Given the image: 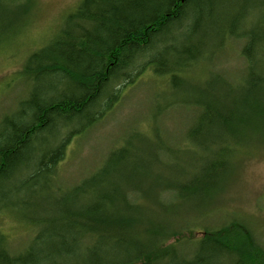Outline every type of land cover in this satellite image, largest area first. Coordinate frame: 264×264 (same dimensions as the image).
Returning <instances> with one entry per match:
<instances>
[{
  "label": "trees",
  "instance_id": "obj_1",
  "mask_svg": "<svg viewBox=\"0 0 264 264\" xmlns=\"http://www.w3.org/2000/svg\"><path fill=\"white\" fill-rule=\"evenodd\" d=\"M30 1L0 0V46L26 31ZM179 30L196 43L171 46L179 43ZM236 46L242 65L229 74L220 64V72L209 73V102L196 103L204 110L196 111L197 125L186 136L195 139L200 130L203 135L196 139H209V154L196 167L199 174L179 175L182 181L174 182L171 173V179H156L146 188L150 178L142 179L138 171L143 148L128 155L127 147L140 138L132 132L100 167L64 186L65 198L51 210H29V196L38 189L48 192L46 179L64 160L67 141L101 121L96 111L109 105L115 86L141 75L147 49L160 53L149 61L158 77L168 68L162 65L166 47L183 58L208 49L210 65ZM241 67L235 93L228 77ZM19 76L28 85L27 98L18 104L19 119L6 114L0 121V195L16 197L7 200L13 205H4V212L30 225L33 235L17 249L0 231V264H264V240L249 221L233 216L196 228L183 219L195 221L190 213L179 219L186 209L177 216L179 202L204 198L208 203L210 191L237 170L242 152L264 145V0H83L50 44L30 53ZM62 83L67 88L59 92ZM248 130L257 134L250 141L243 136ZM59 133L66 139L54 146ZM156 141L168 156L179 152L159 136ZM30 214L37 222L26 218ZM198 231L203 233L196 239ZM180 250L182 257L175 259Z\"/></svg>",
  "mask_w": 264,
  "mask_h": 264
},
{
  "label": "rangeland",
  "instance_id": "obj_2",
  "mask_svg": "<svg viewBox=\"0 0 264 264\" xmlns=\"http://www.w3.org/2000/svg\"><path fill=\"white\" fill-rule=\"evenodd\" d=\"M82 1H30L29 15L31 14V18L25 29L26 31H23L11 42V46L8 47L10 52L0 49L4 50L0 51V117L4 113L11 111L13 105L27 96V91L20 82L22 78L20 76L17 77L24 61L21 60L22 55L26 57L29 52L35 50L36 42L44 38L42 36L48 34V30L57 27L55 30L57 32L68 14L76 10ZM30 23L31 25H29ZM53 31L54 29L52 34L55 33ZM236 52L237 46L231 47L223 53L224 60L221 65H224L230 71L229 74L234 72V68L239 67L241 62ZM148 73L144 74L141 79L139 78L138 86L126 89L123 101L117 104L107 119L101 121L85 134L73 139L67 149L64 160L57 169L59 179L62 181L61 185L71 187L74 182L84 179L101 165L107 153L115 145L116 147L124 145V142L135 134L132 133L133 131H138L139 135H141L143 128L147 129V136L155 144L156 136L164 134V141L179 150L175 157L168 156L165 153L162 155L163 158L165 156L164 162L170 164L173 168L171 171L166 168V165L158 168L154 162L150 161L149 158L153 151V146L152 143L145 145L148 154V158L146 156L145 161L152 165L150 182L146 188L149 185H153L156 179H171L168 177L171 173L174 179L172 181L174 182L182 181L180 176L183 177L188 173H200L196 167L200 165V160L209 154L207 152L209 139L190 141L186 136L191 126L197 122V119H195L197 115L196 109L193 108L196 106V102L207 101L209 98L177 92L175 96L180 101L176 112L173 116H167L166 119L169 121L164 119L159 123L162 127L159 124L155 127L152 124V119L155 117L152 99H155L160 92L168 91L169 87L164 85L165 88L167 87L165 89L163 83H159L158 79L153 78ZM198 79L199 82H202L201 90L209 97V76H201ZM11 80H18L19 82L15 85H10ZM224 93H227L226 87H224ZM159 127H161V130L155 134ZM254 135H257L256 132L251 130H248V133L243 132V136L249 141ZM175 136L178 137L176 143L174 142ZM139 139V137H135V145L139 144L137 141ZM231 144L236 145L235 143ZM238 157L240 158V153ZM175 173H178V175L174 176ZM206 188L209 190V187ZM214 194L215 196L212 198ZM206 198H208V203L204 198L179 202L177 216L181 209H186L178 216L179 219L188 212L190 216L196 217L195 221L190 219L188 215L184 216L183 219L194 222L193 225L198 228V226L209 225V222H212L213 225H219L236 216L249 221L260 232L264 240V145L250 146L244 153L242 152L237 170L224 179L219 190H215L214 193L210 191L209 196ZM163 202L170 205L169 202ZM167 213L171 216V212L170 214L169 212ZM0 231L10 238V242L17 249L21 248V245L28 244L33 235V229L30 225L27 226L24 222L9 214V212L0 213ZM202 233V231H198L194 237L199 239L202 237Z\"/></svg>",
  "mask_w": 264,
  "mask_h": 264
},
{
  "label": "bare ground",
  "instance_id": "obj_3",
  "mask_svg": "<svg viewBox=\"0 0 264 264\" xmlns=\"http://www.w3.org/2000/svg\"><path fill=\"white\" fill-rule=\"evenodd\" d=\"M29 25H31V23ZM56 28L57 27H53L51 30H48L49 31L48 34L42 36L44 38H41L39 40V42H41V43L36 42V49L37 50L36 49L33 50L34 52L42 50V49H44L45 47H47L50 44V42L54 39L55 34L58 32V31L55 32ZM53 29H54L53 32H55V33L52 34V30ZM183 31L179 30V32L181 33L178 36V40H180L179 43L175 44V43L171 42L172 43L171 46H173V45L176 46V47L178 46L180 49H182V48H186L188 46L191 47V46H193L194 43H196L195 41H191L190 39H189V41H187V39L184 38V35H186V33H184ZM13 40H15V38ZM13 40L12 39L6 40L4 42L5 44L0 46V49H4L5 51H9L10 52L8 47L11 46V42H13ZM232 42L235 43V40H232ZM184 43H186V44H184ZM4 50H0V51H4ZM33 51H31V52H33ZM31 52H29V54ZM162 52L164 53V50ZM29 54H27V56ZM146 54L147 55L145 57H143L145 59L143 60V58H142V60H143L142 63L144 62L147 67L145 66L144 69L141 70V72H140L141 75L139 77H137L135 74L130 75L131 71H129L128 72V75H130L129 79L127 81H125V82H123V81H122V83L120 82L119 86H117V87L115 86V88H114L115 90L113 89V92L110 95L111 97L109 99V105L105 106L106 104L104 102L103 106H105L104 107L105 110L104 111H96L97 114L101 115L100 116V120L101 121L107 119L108 116H110L112 114L113 109L117 106V104H120L123 101V99L125 97L124 95L126 94V89L127 88L138 86L141 77L144 76V74L153 71L155 65L154 64H150L149 61L151 59L154 60V58H158L160 56V53L156 49L152 50V48H151V49H147L146 50ZM164 55H166V56H165V59L163 58L162 65L163 66H167L168 68H164V70H162L163 72L161 73V75H159L158 77L157 76L153 77V78L158 79L159 83L160 82L163 83V86L165 85V86L169 87V89H168V91H165L163 93L160 92V94H158L155 97V99H152L153 102H154L153 110L155 111V117H153V119H152V124H154L155 127H157V125L162 120H164V119L167 120L166 118H167L168 115L173 116V114L176 112V108L179 107L178 105H179V101H180V99L175 96L177 94V92L180 91V92H182L184 94H196V95H198V96H200L202 98H209V97L206 96L204 91L201 90L202 89L201 88V86H202L201 83L202 82H199L196 77H201V76L204 77L206 75L209 76V73H218V72H220V70L218 68L220 67V64L222 63V61L224 60V54L223 53L217 54L214 57V59L211 61L210 65H209V50L208 49H206V52L203 53L199 57L183 58V57L176 56L173 53V49H171V47H166ZM27 56L25 57L24 55H22V57H21V60L22 61L24 60L23 64H22V68H23L24 62L28 58ZM239 59L241 61L240 65H239V67H240L242 65V59H241V57ZM173 62H176V66H174ZM142 63H141V61H139L138 67H140ZM22 68H21V70H22ZM220 68H225V67L223 65ZM225 69L227 71V68H225ZM241 71H242V67L239 68L234 73V75H231V76L228 77V80L230 81V84H231V87H232L231 89L234 90L235 93H238L240 91V86L241 85H239V83H240V81L243 78V73ZM148 74L152 76L151 73H148ZM17 77H19V74H18ZM211 77H214V75L211 74ZM138 78H140V79H138ZM173 79H174V81H173ZM190 81H192V83H189ZM17 82H19V81L18 80H11L9 84L10 85L11 84L15 85ZM20 82L24 85L23 86L24 89L28 88L27 82L25 80L22 79V81H20ZM170 82H171V86H170ZM174 83L176 84V87L174 89H172V85L175 86ZM165 86H164V88H165ZM66 88H67V84L66 83H62L61 86L58 88V90H59V92H62V91L64 92L66 90ZM166 92H168V93H166ZM240 93H242V92H240ZM25 98H27V96ZM24 99H22V100H24ZM19 102L20 101H18L17 104L13 105V109L11 111H8V112L4 113L0 117V121H1L2 117L4 115H6V114H10V115L15 116L16 118H18L17 108H18ZM202 102L208 103L209 100L202 101ZM193 108H195L196 111H198V115H201L203 113L204 108H202L200 106H194ZM195 119H197V116L195 117ZM167 121H169V120H167ZM196 125H197V123L195 122V125L194 126L192 125L193 127L192 126L191 127L194 128ZM161 127H159L157 129V131H160ZM192 128L190 130H192ZM142 130H143V132H141L140 139H139L140 141L138 142L139 144L138 145L128 146L127 149H128V155L132 156V155L136 154L137 149L139 147L143 148L142 155H144V156L142 158H144V163L142 162L143 164L141 166V170L138 169V171H140L139 173L142 174V177H141L142 179H144V178L145 179H149L150 178V173H151V170H152V165H151V163H147L145 161V159L148 158V154H147L146 146H145L146 144L152 143L153 151H152L149 159H150V161L154 162L158 166V168L164 167L166 165V168L169 169V168H171V165L167 164L163 160V159H165V156H164V158L162 157V155L164 154V151H165V147L162 146V148H161L159 146V144H157V141H156V144L153 143V142H150V141H146V140H151V139L147 136V131H146L147 129L143 128ZM133 132H136V134H139L138 131H133ZM81 135H83V134H81ZM81 135H77L74 138H71V139H69L67 141V147H66V151H65V156H66L67 149L69 148V146L72 143L73 139H75L76 137L81 136ZM200 135H203V134H202V131L199 130L198 132H196L195 137L197 138ZM66 136L67 135H64L63 133L57 134V138L55 140L54 146H57L60 142L64 141L66 139ZM159 137L162 140H164L165 135L161 134V135H159ZM188 137H189V135H188ZM196 138L195 139H191L189 137V140L190 141L198 140ZM177 141H178V137L175 136L174 142L176 143ZM133 144H134V142H133ZM170 146H172V145H170ZM118 147H120V146H118ZM118 147H116V145H115L114 148H112L110 151H112V150H114V149H116ZM34 151L37 153V155L39 154V157H40L41 150L39 149V146H36ZM116 160L121 162L122 161V157L119 156V157L116 158ZM103 161H102V163H103ZM139 168H140V166H139ZM57 169H58V167H57ZM57 173L58 172H56L55 174H50L47 177V179H46L47 183L49 185L48 186L49 187L48 192L43 191V189H41V190L38 189L37 192L40 191L38 193V195L29 196V199L27 200L28 204L30 205L29 206V210H32L33 208H35V210H38L39 212L41 210H43V209H46V210L49 211V210H51L53 208V204L57 203L58 200H61V199L65 198V196H66V188L63 185L60 186L61 185L60 183H62V181L59 179L60 177L58 176ZM16 183H17L16 180L12 181L11 182L12 186L9 188V190H13V187H15ZM75 183L76 182H74L73 184H75ZM138 188H139V186H138ZM9 198H10V200L12 202L16 201V199H15L16 197L15 196H10L9 194L8 195H4V194L0 195V199L3 201V202H0V206L2 208V209H0V212L5 213L4 212V208L5 207H3V206L6 205L7 203L10 204V205H13V204H11L10 202L7 201V200H9ZM50 205L52 207H50ZM26 218H29L31 220L33 219V221L37 222V218L33 214L27 215ZM37 227H39V226H37ZM182 253H183L182 250L178 251L175 254L174 258L175 259H179L180 257H182Z\"/></svg>",
  "mask_w": 264,
  "mask_h": 264
}]
</instances>
